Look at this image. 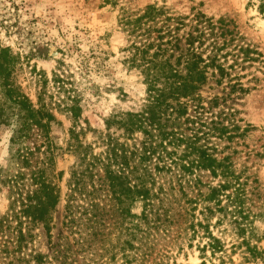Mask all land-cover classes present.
Wrapping results in <instances>:
<instances>
[{"label":"trees","instance_id":"16d2710c","mask_svg":"<svg viewBox=\"0 0 264 264\" xmlns=\"http://www.w3.org/2000/svg\"><path fill=\"white\" fill-rule=\"evenodd\" d=\"M256 1L263 13L264 0ZM120 24L128 41L123 63L138 72L144 94L135 107L105 117L91 142L81 139L80 94L62 62L50 78L36 74L33 101L15 85L17 58L0 45V125L11 127L9 169L17 160L32 166L28 185H11L15 195L0 215V264H145L158 239L174 232L164 247H191L196 237L206 238L198 247L199 264H206L207 252L220 264L237 250L245 261L264 259V228L255 223L264 222V213L252 211L244 190L229 191L241 183L213 137L233 135L221 110L205 115L220 97L204 96L216 86L228 93L245 90L232 71L259 52L247 43L224 50L234 30L195 8L182 14L154 2L123 9ZM56 111L70 116L65 147L50 135ZM34 131L41 139L30 147L26 140ZM64 153L75 159L62 194L63 172L53 168ZM21 174L13 172L10 180ZM59 205L62 232L55 236Z\"/></svg>","mask_w":264,"mask_h":264},{"label":"rangeland","instance_id":"374dc122","mask_svg":"<svg viewBox=\"0 0 264 264\" xmlns=\"http://www.w3.org/2000/svg\"><path fill=\"white\" fill-rule=\"evenodd\" d=\"M154 2H165L182 14L195 8L214 19L221 17L236 34L224 50L232 51L235 44L247 43L259 52V55L251 54L253 59L242 62L232 71L239 73L245 90L228 93L227 86L225 90L216 86L212 93H204V96L220 97L217 106L205 115L210 117L211 113L221 110L222 122L230 127L233 135L231 140L222 141L213 137L219 144L218 150L230 157L231 169L241 183L231 185L229 191L233 187L244 190L252 211L264 213V12H259L256 0H0V45L17 58L13 72L15 85L35 101L36 74L45 73L50 78L51 72L62 62L64 73L80 94V124L86 128L81 139L93 141L92 130H102L104 118L113 110L135 107L141 102L144 87L138 72L123 63V50L128 41L120 17L123 9L136 11ZM228 59L231 62L233 57L229 55ZM48 89L53 90L51 84ZM55 114L58 122L52 124L50 135L54 143L65 147L70 116L57 111ZM10 135L11 127L0 125V215L7 211L15 195L11 185H28L32 167H23L17 160L14 168L9 169L13 166L9 160ZM40 139L34 131L26 144L32 147ZM101 149L102 146L95 150ZM74 159L69 153L55 159L54 171L63 172L58 181L62 194L66 192L68 171ZM31 163L34 165L35 161ZM18 171L22 174L13 179L17 181L10 180V174ZM199 187L204 190V185ZM62 212L59 205L54 214L55 236L62 232ZM255 223L264 228L262 220ZM174 235L175 232L169 238ZM44 240L40 248L46 251ZM205 240L196 237L191 247L183 242L179 246L182 249H178L170 244L164 247L165 241L159 238L145 264H199L203 255L198 247ZM259 245L264 249V240ZM160 246L165 249L158 251ZM204 259L206 264H220L218 258L210 257L208 252ZM224 264H264V259L245 261L237 250L225 256Z\"/></svg>","mask_w":264,"mask_h":264}]
</instances>
